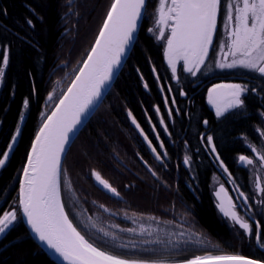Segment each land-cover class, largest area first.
Wrapping results in <instances>:
<instances>
[{"label": "trees", "instance_id": "trees-1", "mask_svg": "<svg viewBox=\"0 0 264 264\" xmlns=\"http://www.w3.org/2000/svg\"><path fill=\"white\" fill-rule=\"evenodd\" d=\"M64 2L0 0V59L5 48L9 54L0 86V156L15 133L21 113H25L17 143L0 168V214L8 196L18 200V181L27 152L36 131L52 109L44 117V102L50 91L53 69L68 70L67 87L91 48L112 0H71L68 2L72 4V10L66 8ZM227 2L221 0L217 31L201 71L193 77L179 69L177 78L173 79L164 60L163 46L147 31L150 25L148 15L156 3V0H147L133 48L107 95L69 147L60 177L61 181L64 173L67 174L66 178L89 216L125 226L127 219L119 215L124 214L123 211L169 216L161 211L165 205L172 211L179 207L174 216L163 219L185 220L188 227L203 234L219 248L207 253L175 249L122 255L123 251L107 250L85 235L102 251L127 260L154 264L181 263L196 256L220 254H241L264 261V246L257 241L256 231L247 237L241 229L236 230L228 223L216 207L211 188L220 162L253 205L251 173L239 163L238 157H253L251 146L263 148L259 130L264 131V116L261 115L264 112V77L252 70L216 66L220 59L217 51L227 32ZM79 7L85 9L82 15L77 13ZM221 82H238L246 85L249 91L242 97L245 102L242 108L230 109L217 117L206 94L211 86ZM252 88L256 91H251ZM162 89L168 93L167 102ZM25 99L29 103L23 112ZM157 109L164 117L167 132L159 124ZM129 113L142 127L151 146H155L161 162L155 159L152 148L131 124ZM153 125L160 137L157 141ZM208 136L213 138L218 160L208 148ZM160 139L164 145L161 149L157 143ZM185 157H189L187 165L184 164ZM146 162L160 173L164 183L173 187L172 198L165 194L163 199L156 191L147 190L142 185H146L144 179L155 183V178L148 172L151 167ZM94 172L110 185L118 186L119 195L101 187L93 176ZM151 182L148 185L154 187ZM157 183L163 186L159 181ZM60 195L66 214L81 230L66 208L61 183ZM262 212L253 209L251 215L260 225L264 240ZM0 264L57 263L36 244L20 216L0 237Z\"/></svg>", "mask_w": 264, "mask_h": 264}, {"label": "snow or ice", "instance_id": "snow-or-ice-1", "mask_svg": "<svg viewBox=\"0 0 264 264\" xmlns=\"http://www.w3.org/2000/svg\"><path fill=\"white\" fill-rule=\"evenodd\" d=\"M145 3L146 0H112L83 66L59 99L55 110L40 128L24 167V178L20 183L19 208L38 239L68 264H146L144 261L127 260L111 255L85 240L66 214L59 189L61 154L72 141L78 126L87 119L89 112L98 104L115 70L121 65L127 48L135 39L134 33L143 16ZM220 7L221 0H159L156 19V26L159 28L157 39L164 38L163 26L170 27V35L166 38L165 56L173 77L176 76L178 60L183 61V70L193 77L201 71V66L208 57L209 48L213 45ZM28 23L31 25L32 21L29 20ZM225 25L227 42H222L220 45L222 58L217 60L216 66L221 69L252 70L264 77V0H228ZM228 57H231L230 61ZM8 62L9 54L5 48L0 59V77L4 76V67ZM247 91H249L248 87L241 84L214 85L208 90V102L215 108L216 116L221 117L230 109L242 108L245 103L242 97ZM251 91L255 92L256 89L252 88ZM49 99H52L51 93ZM23 103L27 108L28 99ZM129 115L131 116V113ZM261 115L264 116V112ZM133 123L135 124L136 121L133 120ZM160 123L163 125L164 120L161 119ZM165 131L167 132L166 127ZM19 133L20 129L17 125L16 135L12 137L13 143L8 144L7 150L0 156V167L5 165ZM144 138L148 140L147 136ZM207 143L213 144L211 136L207 137ZM149 146L151 147V142ZM160 147H164L163 143ZM152 151L155 153L156 149L152 148ZM212 151H216L215 146L212 147ZM252 151L256 152L257 149L253 147ZM156 159L160 160L161 156L157 154ZM216 159H219V156ZM259 159L264 162V155H260ZM239 160L246 165L253 163L252 159L243 155ZM184 164H189V157H185ZM64 175L66 177L67 174ZM93 176L104 189L119 195L115 188L101 179L99 174L94 172ZM68 187L71 188L70 184ZM257 187L259 188V183ZM220 191H224L223 187ZM240 195L244 196V193L241 192ZM244 203H248L246 197ZM231 207L235 206L231 205ZM221 210L224 211L223 208ZM224 214L230 216L245 233L251 234L252 228L249 223L235 211H224ZM17 219L15 210L0 214V234H3ZM259 228L260 225L257 224L256 238L261 246H264ZM103 234L113 240L117 239L114 234L107 231ZM143 243H161V241ZM120 247H128V245L122 244ZM183 264H260V262L242 256H196L184 261Z\"/></svg>", "mask_w": 264, "mask_h": 264}, {"label": "rangeland", "instance_id": "rangeland-1", "mask_svg": "<svg viewBox=\"0 0 264 264\" xmlns=\"http://www.w3.org/2000/svg\"><path fill=\"white\" fill-rule=\"evenodd\" d=\"M68 1H71V0H65L63 5L66 8L72 10V8H70L72 6V4H70V2H68ZM158 5H159V0H156V3H155L153 10L148 15L147 21L149 22L150 25H149L147 31L149 34H151L154 37L155 41L161 43V45L163 46L164 60L167 64V66L169 67V71L172 74V69L168 64L167 57L165 56V49L167 47V39L166 38L170 35V27H168L167 25L163 26L164 27V38L157 39V37L159 36V28L156 26ZM83 11H85V9L81 10L79 7L77 13H81V15H82ZM149 29H152V31H149ZM226 36H227V32L225 34L224 43L227 42ZM209 51H210V48H209ZM217 53L221 59L222 57H221L220 49L217 51ZM228 60L230 61L231 57H228ZM205 62H206V60H205ZM179 69L183 70V61L182 60L176 61V76L173 77V74H172L173 79L177 78V72ZM224 69H228V68H224ZM60 73H62V75H59ZM67 74H68L67 69H61L60 68L57 71L55 69H53V71L51 73L52 80L49 83L50 91L47 93V95L45 97V102H44V106H45L44 110H43L44 117L49 112V110L52 108L53 104L55 105V102H57L59 97L62 95L64 88H66L65 84L67 82V77H69ZM188 74L191 75L190 73H188ZM155 75H156V73H155ZM62 76H66V78L64 77L62 79H59ZM2 78L3 77H0V86L2 84ZM226 84H240V83H238V82H226ZM162 92L164 94L165 102H167L168 93H166V91L164 89H162ZM50 93L52 95V99H49ZM206 99L208 102V91L206 94ZM208 104H209V102H208ZM209 106L215 112V108L211 104H209ZM25 109L26 108H24L23 112H25ZM169 113H170V111H169ZM128 116H129V120H130L131 124L134 126L135 130L140 134L142 139L146 143H148V147L150 149L155 148V146H153V147L149 146L150 139L148 138V140H145L144 137L147 135L145 134L144 130L139 125L137 120L133 117V115L130 116L128 114ZM157 116H158V121H159L160 126L165 130V121H164L163 125L160 123L161 119L164 120L162 113L159 112ZM24 117H25V113L23 114V119H21V117H20V120L18 123L20 130H21V126H22ZM133 120L136 121L135 124L133 123ZM137 125H139V127H137ZM153 132H154V137L157 141V137H159V134H158V130L155 128L154 125H153ZM141 133H143V135ZM259 133L263 137V148L258 149L255 147L257 149V151L254 152V156L253 157L246 156L247 158L252 159L253 163L246 165L239 160V163L241 165L246 166L248 168L249 172L251 173V177H252L251 183H252L253 189H254L253 205L249 201L247 204L244 203L245 195L244 196L240 195L241 191L239 190L237 184L235 183L232 175L229 173L228 170L225 171V166L220 162H218L219 171L217 174L214 175L212 183H211V188L213 189V196H214V200H215L216 207H217L218 211L224 216V218L228 221V223L233 225V227L236 230H237V228H239V229H241V228L239 227L238 224H236L231 219L230 216H225L224 211H235L238 216L242 217L245 222L249 223L250 227L252 228V232L254 230L256 231V225L258 224V222H256V219L254 218V216L251 215L253 209L254 210L255 209L256 210H262L263 211L262 212L263 217H264V162H261V160L259 159L260 155H264V131L259 130ZM14 135H16V130H15ZM19 135H20V133H19ZM19 135H17L16 141L13 144V148L17 143ZM10 143H13L12 139H11ZM157 143H158V147H160L161 139H160V142H157ZM213 146H214L213 144L212 145L208 144V148L210 149L212 155L216 158L215 152L212 151ZM253 147L254 146H251L252 149H253ZM12 149H11V151H12ZM160 149H161V147H160ZM6 150H7V148H6ZM11 151H10V153H11ZM10 153H9V155H10ZM153 155L156 159L157 152H155V153L153 152ZM239 157H238V159H239ZM152 158H153V156H152ZM157 161L161 162V159L157 160ZM221 165H223V167ZM62 166H63V164H62ZM148 166L151 167V168H149L148 172L150 174H152V176L156 180L153 179V181L155 183H152L150 180L144 179L143 182H145L146 185H144V184H142V185L145 186V188L147 190L152 189L153 191H156L157 195L163 199L165 197V194L171 196V198H172L173 195L171 194V192L173 191V187L171 188L168 184L163 182V180L160 177V173L158 171H156V169L153 166H150L149 164H148ZM153 173H155V175H153ZM66 177H65V175H63V177L61 178L62 182L60 181V183H61V194H62V197L64 199V203L66 205L68 212H70L72 214V216L74 217V221L78 224V226L81 229V230H79L76 227L77 231H79L80 234L82 236H84L85 240H87V238H86V236H87L89 240L93 241L95 244L105 246V248L107 250L113 251L115 253L123 251L122 255L123 254L134 255L135 253H140L143 251L162 252V251H171V250H175V249H177V250L178 249H190L192 251H195V253H202V252L207 253V252H211V251H216V249L219 248L216 245V243H214L210 239L203 236V234H201L197 231H194L191 227H188L189 224L185 220L181 219L178 221H174V220H170V219H163L165 217L174 216L177 213L179 207L177 210L172 211L171 207H169L168 205H165L161 209V211L167 213L169 216H164L162 214L154 213V212H142V211H136V210H135L136 212L123 211L121 213H124V214H119V215L122 218L127 219L125 226H120V225L113 223V222L103 221L99 217H96V216H89L88 214H86L83 206L81 205L80 201L78 200L76 194L73 191V188L70 184V181ZM101 179H103V178L101 177ZM103 180H105V179H103ZM157 181L162 183L163 186L161 187L157 183ZM106 182H108V181H106ZM148 182H151L154 187L148 185ZM225 183H227L229 185V188L226 186ZM257 183H259V188L257 187ZM69 184L71 186L70 189L68 187ZM100 186L103 187L102 185H100ZM111 186L115 189H117V187H118V186H113V185H111ZM131 186L133 187V185H131ZM129 187H128V189H129ZM221 187H223V189H224L223 192L220 191ZM162 203L165 204L164 202H162ZM231 205H234L235 207H231ZM4 207H5V209L1 214H3L5 211L15 210V211H17L18 218H20L18 200L15 201L14 198H10L8 196V198L6 200V206L4 205ZM221 208H223L224 211H222ZM247 209H248V212H247ZM106 211L111 212L108 209H106ZM12 225H10L9 228ZM93 225H94V227H93ZM8 229H6V231ZM127 229H133L134 231H126ZM141 229H143V231H141ZM241 230L244 232L243 229H241ZM105 231H107L110 234H114L117 237V239L113 240V239H111L110 236H104L103 233ZM252 232H251V234H252ZM3 234H0V237ZM251 234L245 233V235L247 237H249ZM144 241H161V243H147L146 244V243H143ZM122 244H126V245H128V247H120V245H122ZM99 250H101V249H99ZM157 261H158V259H157Z\"/></svg>", "mask_w": 264, "mask_h": 264}, {"label": "water", "instance_id": "water-1", "mask_svg": "<svg viewBox=\"0 0 264 264\" xmlns=\"http://www.w3.org/2000/svg\"><path fill=\"white\" fill-rule=\"evenodd\" d=\"M111 3H112V2H111ZM146 3H147V0H146ZM146 3H145V7H146ZM110 5H111V4H110ZM145 7H144V10H143V15H144ZM109 8H110V6H109ZM109 8H108V10H109ZM105 18H106V16H105ZM105 18H104V19H105ZM142 19H143V16H142L140 22L138 23V26H137V30H136V32L134 33V37H135V39L132 41L131 45L127 48V50H126V54L124 55V57H123V59H122V63H121V65L115 70L114 75L112 76V78H111L110 82L108 83L106 89L103 91V95H102V97L100 98V101H99L98 104L95 105V106L92 108V110L89 112L87 119H85L84 122H83L80 126H78V130H77L75 136L73 137L72 141L70 142L69 145L66 146L65 152L61 154V164H60V169H61V171H62L63 160H64V158H65V156H66V153H67L69 147L71 146V144L73 143V141L75 140V138L77 137V135L79 134V132L82 130V128L85 126V124L88 122V120L90 119V117L94 114V112L96 111V109L98 108V106L100 105V103L103 101V99H104L105 96L107 95L108 91H109L110 88L112 87L113 83L115 82L117 76L119 75L121 69L123 68V66H124V64H125V62H126L128 56H129V54H130V52H131V50H132V48H133V45H134V43H135V41H136V38H137V36H138L139 30H140V26H141V23H142ZM103 21H104V20H103ZM102 25H103V22H102L100 28L102 27ZM99 31H100V29H99ZM99 31H98L96 37L98 36ZM96 37H95V40H96ZM95 40H94L92 46L94 45ZM92 46H91V48H92ZM91 48L89 49L88 53L90 52ZM88 53H87V55H88ZM87 55L84 57L83 61H82L81 64L79 65L78 69L76 70V72H75V74L73 75V77L71 78V80H70L68 86L65 88V90L63 91V93H62V95L59 97V99H60V98L63 96V94L67 91V88L71 85L72 80L75 79V76L78 74L79 69L83 66V62H84V60L87 58ZM219 84H225V83L221 82V83H219ZM217 85H218V84H217ZM211 88H212V87H211ZM59 99L57 100V102L55 103V105L52 107V109L50 110V112L48 113V115L45 117V119L43 120V122H42L41 125L39 126L38 130L36 131V133H35V135H34V137H33V139H32V142H31V145H30L29 150H28V152H27V155H26V158H25V162H24V165H23V169H22V171H21V173H20V177H19V181H18V200H19V193H20V183H21V181H22L23 178H24V177H23L24 167H25L26 164H27V161H28V155H29V153H30V151H31V147H32L33 141L35 140V138H36V136H37V134H38L40 128L42 127V125H43V123L45 122V120L47 119V117H48L49 115H51L52 112L55 110V106H56V104H58ZM60 177H61V174H60ZM60 177H59V189H60ZM60 198H61V195H60ZM61 203H62V200H61ZM18 204H19V202H18ZM19 211H20V216H21L22 222H23L24 225L26 226L27 231L29 232L30 236L34 239V241L36 242V244H37V245H38V246H39V247H40V248H41V249L47 254V256H48L49 258H51V259H52L55 263H57V264H68V262H67V261H64L63 258L60 257L57 253H55V251H54L53 249L48 248V246H47L44 242H42V241H40V240L38 239V237L36 236V234L31 230V227L28 225V223H27V219H26V217L23 216L22 210H21L20 208H19ZM73 226H74V225H73ZM93 246H94V245H93ZM94 247H95V246H94ZM212 256H242V257H245V258H249V259H253V260L259 261L260 264H264V261L261 260V259H257V258H253V257H250V256L241 255V254H220V255H212ZM201 257H203V255H202ZM191 259H192V258H191ZM146 264H154V263H146ZM173 264H183V262H181V263H173Z\"/></svg>", "mask_w": 264, "mask_h": 264}]
</instances>
